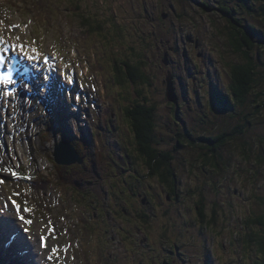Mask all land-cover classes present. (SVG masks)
Masks as SVG:
<instances>
[{"label": "rangeland", "instance_id": "1", "mask_svg": "<svg viewBox=\"0 0 264 264\" xmlns=\"http://www.w3.org/2000/svg\"><path fill=\"white\" fill-rule=\"evenodd\" d=\"M201 1L44 0L43 11L39 12V10H36L35 14H32L30 13L32 11H28L25 5L15 8L12 0H0V18H8L14 22L34 19V24H31L28 31L31 36L39 37L40 41H43L46 46H50L54 42L62 52L63 60L68 65V68L73 65L79 74L83 75V80H87L85 69V62L88 60L87 53L99 51L102 45H98V43L92 44L94 40L90 39L89 35L86 36V32L83 33L80 26V18L83 14L89 13V15H95H92V19L98 16V20L103 22L104 20L100 18L105 16V22H107L111 20L107 19V17L113 15V20L118 25V28L116 29L114 24L110 22L111 32L108 33V37L110 43L113 44L114 51L118 54L116 57L131 61L130 58L133 55L146 54L147 56H143L144 69L150 77V82L145 81L139 85L135 84V88H132V84L129 83L127 84L131 85V87L127 85L126 88L118 84L114 94L122 92L125 95L126 93V99L123 98V101H121L124 104H132L134 100L136 102L139 100L143 104L157 105L159 131L161 137L165 140L163 145L169 144L174 147L176 140L179 139L177 133L185 132V130H188L193 136H200L208 133L212 134L213 132L217 133L218 129L229 123L234 127H239L242 132H238L239 134L224 147L225 157L229 161V166H226L225 171H218L206 166V171L203 169H192V172L188 173L183 165H189L188 163L194 161L195 157H197L194 155H197V152L193 154V151H189L187 148L185 150L180 149V151L176 152V162L178 163L179 161L178 166L182 167L180 176L183 184L180 185L185 187V190H182L180 194V200L178 203L167 200L165 190L163 191L159 185L153 189V193L159 195V198L152 196L159 202L160 216L158 219L164 223L158 226L162 231L164 227L170 226L169 229L167 228V232L168 234L172 233L171 244L177 241L179 243L183 241L185 244L187 242L188 244H194L197 247L195 248V254H197L203 242L201 237L203 233L210 247L213 246L212 228H205L204 225H201V220L198 222L196 220L198 216L195 206L197 201L202 199L208 210L210 207L215 206L218 210L217 216H220L221 221H224L225 225L226 221L229 220L226 227L224 225V233L221 234L219 232L220 227L216 231L221 242H225L228 248H232L227 259L233 261L239 258L240 264H252L251 252L253 254L254 252L250 248H246L245 245L233 247L235 242L232 239L240 235L239 230H237L238 227L241 228L245 235L257 233L262 227L258 225L250 226V220L253 217L258 220L259 216H261L259 214H262L264 218V203L263 205L259 203L264 202V77L262 78L261 75L262 79L257 83L258 85H255L256 91L254 90L249 94L247 104L241 106L231 105L227 111H223L221 108L214 111L211 109V104L213 103V86H215L216 90H220L221 93L226 92L230 87L229 63L237 64L244 60L243 54L230 45L229 34L236 33L247 23L254 24L264 34V11L261 10V4H263L264 0H247L248 5L255 9L252 12H249L246 8L245 0H205L207 1L206 7ZM76 5H80V8L77 6L79 9H75ZM228 7L235 8L236 12L231 15L224 13L222 8ZM38 15H41V18H37ZM31 16H34V18ZM45 18L49 21L53 31L50 32L42 24L41 21ZM232 19L242 20L243 25L235 26ZM116 34H119L118 37H116ZM255 39V47L250 52L255 56L256 61L261 60L264 63V42L262 41L264 36L257 34ZM258 57L260 58L258 59ZM98 58L102 60L101 55H98ZM165 59H167V62ZM90 66L93 68V65ZM95 68H98L97 65H95ZM170 74L179 97L180 111H178L180 116L176 115L178 111H174L177 105L175 106L168 97L167 86ZM105 75L108 76L107 79H105ZM111 75L112 70H103L102 80L104 85L107 84ZM87 77L91 78V81L97 77L95 85L97 84V87H99L100 73L96 72L95 75ZM83 85L82 82L79 87H69L66 93H59L63 98L59 99V102L67 108H65L67 112L65 120L69 130H74L78 134L82 130L84 134H81V136L87 135L90 139V134L94 127V138L98 140L97 131L105 126L104 118L99 115L100 111L98 113L95 111L93 114L96 120L95 123L94 118L90 115L92 112H89L88 116L85 115L89 108L86 105H94L95 99L94 94L91 91H85L82 87ZM78 90H83V92L87 93L86 99L84 97L82 102L77 99L80 96H75ZM105 90H108L107 86H105ZM136 91L140 92L137 93ZM99 95L102 97L101 100L106 98L103 92H100ZM257 95H259L258 98L256 97ZM187 98L189 103H187ZM72 101L77 102V104H83L85 106H83L85 108L84 113L78 111L75 106L72 108ZM113 106L116 107L117 103L113 102ZM27 109L29 110L26 111L22 120L30 124V128L25 135V137H29L28 145L25 142H23L24 145L19 143L20 145L14 147V149L18 152L20 151L21 154L19 153L17 156L11 155V159H0V205L7 206L0 210V215L6 217L8 223L11 224H17L15 220L21 216L25 220H32L31 228L28 229L25 223L23 228H27L28 232L31 233L32 237L29 236L30 239L37 242V245L40 244V236L47 231L44 227V223H47L44 215L48 214L46 207L37 211L38 203H34L29 198H24V194L20 193L23 198L21 201L23 205L17 209L13 201L14 194L15 196L17 195L13 189L18 188L16 179H13L16 174L13 176L9 174L12 172V167L20 172L19 167L22 170L33 171L38 166L40 171L47 175L51 181L49 185L46 184V186L48 185V190L43 191L44 194L42 192L33 193L35 194L33 199H36L35 201L38 200L40 204V201L45 202L48 198L52 199L56 195L55 203L60 205L53 211V215L48 218H60L59 224L61 225L63 222L62 215L67 214V212L72 213L73 210L77 215L95 218L98 223H101L105 237L101 241V252L105 251L107 247L116 255L111 264H127L125 261L126 257H130L131 263L137 264L139 254L147 248L145 240L146 237L148 238L146 230H142L139 226L146 229L147 224L139 216L138 201H132L131 196L124 191L120 197L116 192L112 191L113 182L118 188L124 183V181L122 183L118 182L123 177L119 174L122 172L120 171L121 165L132 168L130 156H126L127 159L123 156L125 153L124 146L116 143L117 139L120 138L122 144H129L124 140L131 137V134L126 135L125 129V126H128L129 129L131 128L129 118H127V124L126 120L121 123V133L119 129H117L118 132L114 129L112 130L114 123L109 117L110 114H108V122L105 127L111 129V131L106 129L101 132L102 140L105 142L104 148L107 159L104 163L99 162V160L96 161L98 162V171L101 174L93 175L94 172L90 171L89 173L93 177L91 178V183L78 182L83 186L82 188L86 194V198H84L86 205L82 206L80 200L83 197L80 195L83 193L81 190L71 186L68 188L59 182L53 183L57 178L56 175L52 176L56 169L49 159L53 160V149L61 138L60 134L56 132L54 125L46 128L43 122L49 110L43 105H39L35 100L29 103ZM83 116L86 117V120H84ZM46 132L51 133L50 137H53L51 142L45 141ZM40 137L41 139H39ZM183 141H185V138ZM91 142L95 145V140L91 139ZM243 143L250 148L249 157L246 160L242 152ZM27 146L28 148H25ZM93 150L96 151L94 148ZM137 157L139 158L140 156L138 155ZM19 159L21 161L20 164L18 162ZM28 159L31 160L30 164L26 161ZM197 164L201 166V160L198 159ZM134 173L138 172L135 170ZM139 174L141 175V173ZM102 176L103 179L100 178ZM143 179L144 183L141 185L139 181L138 185V190L142 191V194L148 190V178L143 176ZM187 185H190L193 189L190 194L188 191L189 186ZM91 186L93 187L92 189ZM69 192H71L73 197L69 196ZM91 195H93L92 197H98V199L95 201L90 197ZM143 195L145 196V194ZM162 203L163 205H161ZM102 205V212L109 210L114 205V215L116 217L113 219L111 213V216L107 218V222L104 218L101 222V219L94 216L93 212L95 213L96 208L101 209ZM253 205L254 210L252 211L250 206L252 207ZM24 209H28V211ZM124 209L126 212H124ZM163 209L172 211L171 215L168 216L170 219L167 220ZM35 211H37L36 214L40 216V219L34 213ZM41 218L43 219L41 220ZM33 219L37 223H34ZM133 219L135 224H131L129 227ZM230 221L236 227L233 228V224H230ZM83 224H90V221L83 219ZM80 227L81 224L74 225V229L78 233H80ZM120 230L122 232H133L134 237L131 240L132 251L128 253L115 241L118 239L116 232L120 233ZM162 231L158 230L161 235H164ZM173 232H176L177 236ZM185 232L188 233L187 237L183 236ZM111 237L114 240H111ZM87 242L88 237L84 244L85 251L82 260L86 258L88 250L94 244L93 241L90 244H87ZM93 264H99V262L94 260ZM215 264H218V262H215Z\"/></svg>", "mask_w": 264, "mask_h": 264}, {"label": "trees", "instance_id": "2", "mask_svg": "<svg viewBox=\"0 0 264 264\" xmlns=\"http://www.w3.org/2000/svg\"><path fill=\"white\" fill-rule=\"evenodd\" d=\"M201 2L205 7L207 6V1L202 0ZM244 2L249 12L255 11L254 7H250L251 5H248L247 0H245ZM263 4H261L262 11H264ZM38 8L40 9L41 6H38ZM222 9V11L228 15L236 12L235 8L232 7ZM82 18L84 22L90 23L91 25L93 24L95 28L101 29L102 24L98 23L96 17L92 19V15H82ZM113 19L114 17H111V24H114V27H116L117 29L118 25L114 22ZM232 21L234 22L235 26L237 25L239 27L240 25H243V22L240 19H232ZM257 34L264 36L263 32H260L257 27L251 23L245 24L239 31H236V33L233 32L229 34L230 45H232L235 49L243 54L244 60L241 63L237 64L229 63V76L231 79L229 85L230 87L226 92L221 93V91L218 89L214 91L213 98L216 96L217 101L216 103L211 104L212 110L215 106L217 107V105L219 107H222L223 111H227L228 108L231 107V105L235 104L241 106L247 104L249 94L254 90L256 91L255 85H258L257 83H259L260 80L264 77V63L261 62V60L256 61L257 59L250 52V50H253L255 47V37ZM118 35L119 34H116V37H118ZM262 41L264 42V40ZM143 56L145 57L147 55H133L130 58L131 61H129L128 59H121V65L117 70L118 79L124 83H135L137 85L145 81L150 82V77L147 71L144 69L145 62L143 60ZM259 58L260 57H258V59ZM139 92L140 91H138L137 93ZM258 96L259 95H257L256 97L258 98ZM187 103H189L188 98ZM157 108L158 107L156 104H143L140 103L139 100L137 102L136 100H134V102L126 108V111L132 125V130L136 140L138 151L140 152L141 159L146 168L147 176H149L152 181L156 182V185H159L161 189H163V191L165 190L166 199H168L169 195L171 201H175V203H178V201L180 200V194L182 193V190H185V187H181L180 185L183 184V180L180 176L182 167L180 168L178 166L179 161L178 163L176 162V152L178 150L180 151V149L185 150L186 148L189 151H193V154L197 152V155H194L197 156L195 157L194 161L188 163L189 165L182 164L188 173L192 172V169H203L204 171H206V166L218 171H225L226 166H229V161H227V157H225L224 147L227 143L234 139L237 134L242 132V130H240L239 127L232 126L230 123L225 124L223 127L218 129L217 133L213 132L212 134L208 133L206 135L200 136H193L188 130H185V132L177 133L179 139L176 140V144L174 145V147L169 144L163 145L165 140L161 137V133L159 131V125L157 122ZM178 110L179 109H177L176 111ZM179 111L176 114L177 116H180ZM184 138L185 141H183ZM249 150L250 148L246 146L245 143H243L242 152L245 160L249 157ZM198 159L201 160V166H198V164L196 165ZM187 186H189V194L192 193V187H190V185ZM191 195L193 196V194ZM156 198L158 199L159 195H156ZM156 203L159 204L158 202ZM259 203H262L263 205L264 202ZM161 205H163V203ZM154 206L158 207L156 204H154ZM195 207L197 208L198 214L197 222L200 219L201 224L204 225L205 228H212V230L216 232L220 227L219 232H225L224 228L226 227L229 220L226 221L225 225L224 221H221L220 216H217L218 210L215 208V206L210 207L208 210L207 205H205L203 203V200L200 199L199 201H197ZM253 207L254 205L252 207L250 206V209H252V211L254 210ZM156 209H153V207L150 208L149 214H146V216L142 215L143 217L141 218L147 225H149L148 220L154 226L157 225V230H159L160 227L158 225L164 223L158 219V213H156ZM171 212L172 211L170 209H163V213L167 216V220L170 219L168 218V216L171 215ZM259 215L261 216H259L258 220L254 217L251 218L249 224L253 227L257 225L261 226L262 228L260 231H257V233L255 234L251 233L245 235L241 228L238 227L237 230H239L240 235L232 239V241L235 242L233 243V247H235L236 245H245L246 248H250L254 252V254L251 252L252 264H264V218L262 214ZM156 220H158L160 223ZM230 224H233V228L236 227V225L232 221H230ZM154 226L153 228H155ZM169 227L170 226L168 225L167 228L169 229ZM167 228L164 227L163 231L161 230L163 232L162 234H165V238L166 234L171 236V234H168ZM173 234L177 236L176 232H173ZM167 250L170 249L167 248ZM166 254L167 253L164 251L163 256ZM195 256L198 257L199 253L195 254ZM238 259L239 258L231 261L230 264H240L241 262H239ZM194 260L195 263L188 262V260L187 264H203L202 260L199 258H194ZM155 262H157V264H160L158 257L156 258Z\"/></svg>", "mask_w": 264, "mask_h": 264}, {"label": "snow or ice", "instance_id": "3", "mask_svg": "<svg viewBox=\"0 0 264 264\" xmlns=\"http://www.w3.org/2000/svg\"><path fill=\"white\" fill-rule=\"evenodd\" d=\"M19 48V56L20 59L16 62L15 66H8L6 71H0V85L10 86V85H17L19 82L20 86L27 90L29 88L28 78L32 75L33 72H36L37 75H43L44 80H50L51 76L48 74V58L47 57H39L37 55H33L32 53L24 50L23 46H13V51H16ZM7 49H0V52H6ZM34 51V50H33ZM39 63H43L45 65L44 68L38 69L37 65ZM5 67V58L3 55H0V68ZM14 73L16 77L19 78V81L14 78ZM27 93L25 92V95ZM8 97L11 98L8 101H5L4 98ZM17 99V88L11 87L7 88L0 92V111H3V108L7 107L8 104L12 103V101ZM79 99V97H77ZM3 125H0L2 127ZM15 175V173H13ZM6 205H0V210H3ZM19 208V205L16 206ZM28 211V209H24ZM21 220H23L26 224H31L32 221L24 220L21 216ZM42 239V238H41ZM39 242V241H38ZM55 251V249H53Z\"/></svg>", "mask_w": 264, "mask_h": 264}, {"label": "flooded vegetation", "instance_id": "4", "mask_svg": "<svg viewBox=\"0 0 264 264\" xmlns=\"http://www.w3.org/2000/svg\"><path fill=\"white\" fill-rule=\"evenodd\" d=\"M173 103L175 104V106L177 105L175 107V110L174 111H176L177 109L180 110V108H179L180 107L179 101L173 102ZM219 108H221L223 110L222 107H216V106L214 107L215 110H217V109L219 110ZM154 204L158 205L156 202ZM149 211H150V209L149 210H147V209L145 210V212H146L147 215L149 214ZM197 216H198V214H197ZM197 218L198 217H196V220H197ZM201 237L203 239V242L200 245V251H199V256L198 257L195 256V251H196L195 248H197V247L194 244H188V242L186 243V248H187L186 250L179 249L180 247L178 248L177 245L173 246V248H170V250H167L165 248V250H167L168 252L173 253V254H169L170 255V258H169L170 264H187V261L188 260H189V262H191V261H193L192 259H194V258H199V259H201L203 261L204 258L201 257V254L203 252L204 245L207 243V240H206V236L203 233L201 234ZM211 237L213 238V241L216 240V238H220L219 235H218V233H216L215 231H213V235H211ZM182 244H185V243L182 241ZM219 247L222 250H224V251L227 252L228 246L226 245L225 242H221V245ZM230 249L232 250V248H228V252L230 251ZM225 256H227V253H225ZM163 264H168V263H167L166 260H163Z\"/></svg>", "mask_w": 264, "mask_h": 264}, {"label": "water", "instance_id": "5", "mask_svg": "<svg viewBox=\"0 0 264 264\" xmlns=\"http://www.w3.org/2000/svg\"><path fill=\"white\" fill-rule=\"evenodd\" d=\"M167 90H168L169 99L171 101H176V95L174 92V87L171 81V77H169L168 79ZM62 147L68 148V149L65 150L63 153H61L60 149H58V151L56 152V156L59 162L64 163V164H69V163H72L78 160V157L75 155L74 149L72 147H66V146H62Z\"/></svg>", "mask_w": 264, "mask_h": 264}, {"label": "bare ground", "instance_id": "6", "mask_svg": "<svg viewBox=\"0 0 264 264\" xmlns=\"http://www.w3.org/2000/svg\"><path fill=\"white\" fill-rule=\"evenodd\" d=\"M20 98H22V97H20ZM26 96H24V99L22 98V100H18L17 102L16 101H12V103H10L9 104V108H10V110H9V112L11 113V111L13 110V106L12 105H17V104H23V105H26ZM8 119H9V121H7V124H6V126H7V130H8V128L9 129H13V126H12V122L14 121L13 119H11L10 117H8ZM20 120V118L18 119V121ZM15 130H17V129H13V131L12 132H14L15 133ZM115 132V131H114ZM125 133V132H124ZM18 135H19V137L17 138L18 140L19 139H21L22 138V133H18ZM20 141V140H19ZM23 144L24 145V143H23V141H20V142H18V141H16V143H15V145H11V142H9V146L11 145V147H16V146H19L20 144ZM6 144V143H5ZM10 147V148H11ZM26 148V147H25ZM0 150H2V149H0ZM13 152H14V150L13 149H11ZM8 151H10L9 149H8ZM8 153V152H7ZM17 153H18V151H17ZM129 202V201H128Z\"/></svg>", "mask_w": 264, "mask_h": 264}]
</instances>
